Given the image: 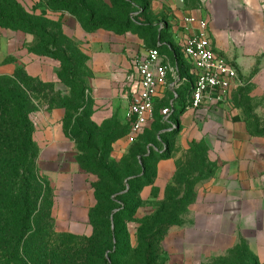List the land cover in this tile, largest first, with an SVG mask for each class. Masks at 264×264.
<instances>
[{
    "label": "crops",
    "instance_id": "crops-1",
    "mask_svg": "<svg viewBox=\"0 0 264 264\" xmlns=\"http://www.w3.org/2000/svg\"><path fill=\"white\" fill-rule=\"evenodd\" d=\"M138 1L134 16L140 31H88L74 15L64 13V23L89 55L91 74L84 84L93 105L90 118L102 125L114 118L119 106L128 111L137 87L134 58L161 43V58L175 67L176 75L170 74L169 85L159 88L155 117L172 104L167 120L175 128L164 130L157 144L146 145L147 155L155 158L154 175L140 190L142 204L136 214L157 215L162 203L169 210L185 204L179 222L161 240L166 264L230 255H237L239 263L249 264L253 258L264 264V0ZM188 16L196 20L188 23ZM199 19L208 21L217 54L237 68L239 79L225 101L206 99L199 108L188 109L195 75L184 47ZM6 54L0 51V69L12 74L6 61L11 54ZM20 61L29 75L62 90L58 60L26 50ZM49 113L35 141L40 166L55 182L56 228L91 236L90 215L98 204L92 185L96 175L80 169L78 154L67 149L71 141L62 128L66 110ZM132 145L114 144L122 152Z\"/></svg>",
    "mask_w": 264,
    "mask_h": 264
},
{
    "label": "rangeland",
    "instance_id": "rangeland-1",
    "mask_svg": "<svg viewBox=\"0 0 264 264\" xmlns=\"http://www.w3.org/2000/svg\"><path fill=\"white\" fill-rule=\"evenodd\" d=\"M18 1L28 12L37 14L45 20L54 23V25H46L47 23H45L47 32L56 41L58 56L65 61L64 67H69L73 70V77H68L67 84L73 85L74 95L66 101L65 104L69 108V111L68 113L66 112V115L62 119L64 133L71 141V144L67 145V149L74 148L75 152L79 155L80 169L97 173L95 180L98 181L104 193L106 189L110 188L118 196L123 195L127 191L126 189L129 188V178L126 174L127 169L131 167L134 173H139L137 166L139 158L136 152L142 151L143 153H147L148 148H146V145L148 143L157 144L158 136L164 137L165 133L163 131L171 127L170 122L164 118L162 121L156 120L145 131L135 133L130 128L127 110L125 111L122 106L117 108L114 118L106 120L102 125L92 121L90 114L92 113L93 105L91 99L87 97L89 93L85 92V100L82 102L78 98L81 88L73 84L74 82L80 83V81H85L86 77L90 76L91 73L87 67L89 55L86 53L84 44L74 37L73 32L63 21L64 13H71L62 10L56 11L58 7L63 5L61 2L56 3L52 0ZM65 2L74 3L71 6V11L76 8L81 10L83 7H87L92 11H96L98 17L118 16V13L108 9L103 1L95 4L86 2L82 5H79L78 0H65ZM137 2L139 1L132 0L133 4ZM1 3L0 1V5ZM81 17L87 18L88 14H83ZM28 42H32V46H37L38 49L44 46L42 45L41 37L34 38L33 35L26 32L0 27V51H6V55L11 54V56L6 58V61L11 63L9 64L11 66L8 67L11 71L9 73L15 72L16 69L25 70L20 57L28 50ZM58 64H60L59 60ZM2 70L0 69V76H2ZM37 85L36 82H32L34 89H30L32 99V112L30 116L34 127V141L36 132L45 126L47 123L46 118L50 114L49 112L55 107L50 103L51 98L59 99L55 93L59 90L57 86L51 90L50 88L39 87ZM61 87L62 97L67 98L64 95L72 93V90L65 84H62ZM159 116L163 117L162 111ZM118 140L130 145L136 143V147L131 152H128L130 147L127 152H122V148V151H120V148L118 149L114 146V144L119 143ZM36 145V155L33 160H30L23 167V170H26V176L34 174L39 182L36 211L32 215L31 221L32 225L37 229L34 239H38L40 242L44 241L48 245L52 260L61 258L68 260L65 264H73V262L84 264L86 259L88 261L89 257L90 262L99 264L102 262V258L105 257L111 264H166L161 240L166 229L179 222L178 216L186 210L185 204L173 206L169 210V208L163 209L164 203H162L159 210L160 213L152 216L139 213L133 215L130 209L125 214H121V216H110L109 219L113 224L111 229L115 230L116 228L117 239L114 241V244H109L108 247H104L106 242L104 235L106 231L105 227L100 228L97 236L92 238L62 234L56 228V221L59 217V199L56 194L55 182L41 168L40 146L37 142ZM133 153H136V155H133ZM147 166L149 176L151 177L154 175V162H149ZM29 167L35 168L32 173H30ZM129 201H132V197H130ZM116 203L118 204V200L115 202L114 212H117ZM167 211H169L168 214H165ZM101 221L102 219H99V224ZM30 250H34V246H30ZM238 259L240 258L237 255L212 256L193 258L188 264H243L237 262ZM0 264L31 263L27 262L23 257H19L18 260L2 257L0 258ZM249 264L255 263L252 261Z\"/></svg>",
    "mask_w": 264,
    "mask_h": 264
},
{
    "label": "trees",
    "instance_id": "trees-1",
    "mask_svg": "<svg viewBox=\"0 0 264 264\" xmlns=\"http://www.w3.org/2000/svg\"><path fill=\"white\" fill-rule=\"evenodd\" d=\"M0 27L22 31L34 36V38H42L43 47H33L32 42L27 43L28 52L38 56H47L59 60L60 68L58 75L63 84L70 87L72 93L67 98L62 97V91L59 89L55 92L59 97L51 98V105L54 108H64L68 113L69 108L65 104L68 98L73 97V85L67 84L68 77H73V70L69 67L65 68V61L58 56V46L53 36L47 32L46 25H54L53 22L45 20L43 17L28 12L18 0H0ZM56 3L61 2L63 5L58 7L56 11H69L77 17L83 27L88 31H93L99 28L114 30L118 33L126 31H140L142 25L137 23L134 13L137 11L132 0H110L111 5L105 3L108 9L116 11L118 16L98 17L96 11H92L87 7L81 10L74 9L71 11L73 2H65V0H52ZM104 0H78L79 5L83 3H97ZM55 11V10H54ZM83 14H88L87 18L81 17ZM44 23V24H43ZM45 23H47L45 25ZM151 30L150 27H146ZM53 40L52 42H49ZM41 45V46H42ZM65 56V53H64ZM66 60V58H65ZM70 80V79H69ZM32 82H36L39 87L54 89L53 82H44L38 77H32L26 70L16 69L13 74H2L0 76V258L10 257L18 260L23 257L31 264H65L66 261L61 258L52 260L50 258V249L44 242L34 239L36 227L32 225L31 217L36 211V204L39 191V182L34 174L26 176V170L23 167L33 160L37 153L36 141L33 139L34 127L31 123L32 99L30 89H34ZM70 82V81H69ZM71 83H73L71 81ZM74 85L79 86L80 92L78 98L84 102L86 87L84 81L74 82ZM91 115V114H90ZM164 117V116H163ZM163 117H154V121H162ZM131 128V126H130ZM141 140V139H140ZM140 142V141H139ZM141 144V143H140ZM138 146V145H137ZM140 146V145H139ZM136 143H133L128 152L133 151ZM143 149V145H142ZM139 161L137 166L139 173H134L132 168L128 167L126 174L129 178V188L123 195L118 196L117 193L111 191L110 188L103 192L98 181L92 183L98 204L91 211V222L94 227L93 234L88 236L92 238L97 236L100 228L105 227V244H114L117 239V230H112V221L110 216H121L127 210H132L133 215L141 206L142 200L139 197L141 188L152 180L153 176H149L147 164L154 162L153 154L147 155L142 151L136 152ZM133 153V155H136ZM78 161L79 155H78ZM135 158V157H132ZM80 163V162H79ZM34 167L30 168V173L34 171ZM97 175L96 172L84 170ZM117 197V199H115ZM132 197V201L130 200ZM118 200L117 212H114L115 202ZM99 219H102L99 224ZM68 234V233H62ZM72 235V234H68ZM75 237H81L76 236ZM30 246H34V250H30ZM106 250V249H105ZM56 258V257H54ZM252 261H256L252 258ZM73 264H80L74 263ZM84 264H95L86 259ZM99 264H111L107 258L103 257Z\"/></svg>",
    "mask_w": 264,
    "mask_h": 264
},
{
    "label": "built area",
    "instance_id": "built-area-1",
    "mask_svg": "<svg viewBox=\"0 0 264 264\" xmlns=\"http://www.w3.org/2000/svg\"><path fill=\"white\" fill-rule=\"evenodd\" d=\"M195 20L193 16L186 18L188 23ZM161 45L158 43L149 49L146 55L135 57L133 61L135 70L133 80L137 87L130 96L127 116L135 133L144 131L154 120L159 88L169 85L170 74L176 75L175 67L163 62L160 53ZM184 57L192 66L195 75L186 107L197 109L206 99L225 101L233 83L239 79V73L234 65L217 54L206 19H199L197 31L187 38ZM171 107L172 104L162 111L166 120ZM174 128L175 125L171 127V130Z\"/></svg>",
    "mask_w": 264,
    "mask_h": 264
},
{
    "label": "water",
    "instance_id": "water-1",
    "mask_svg": "<svg viewBox=\"0 0 264 264\" xmlns=\"http://www.w3.org/2000/svg\"><path fill=\"white\" fill-rule=\"evenodd\" d=\"M179 1H181V0H179Z\"/></svg>",
    "mask_w": 264,
    "mask_h": 264
}]
</instances>
